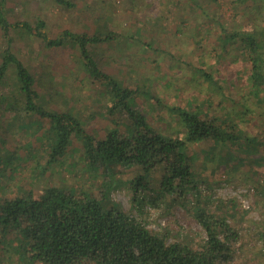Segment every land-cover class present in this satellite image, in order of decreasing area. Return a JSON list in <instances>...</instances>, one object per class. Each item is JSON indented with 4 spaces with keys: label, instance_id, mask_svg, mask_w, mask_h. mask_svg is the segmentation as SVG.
I'll return each mask as SVG.
<instances>
[{
    "label": "rangeland",
    "instance_id": "rangeland-1",
    "mask_svg": "<svg viewBox=\"0 0 264 264\" xmlns=\"http://www.w3.org/2000/svg\"><path fill=\"white\" fill-rule=\"evenodd\" d=\"M67 1L74 6L64 7L54 0H5L2 13L12 26L24 22L35 27L42 20L45 26L41 31L49 38L64 30L124 35L98 49V64L124 86L140 89L135 109L154 130L184 136L177 115L167 106L208 110L230 115L248 137L260 141V147L248 152L232 149L233 155L227 159L222 151L214 150V156L204 157L203 147L194 145L192 169L204 181L199 186L200 207L216 215L223 211L231 214L227 222L239 235L231 263L264 264V86L254 95L244 76L234 78L244 48L242 44H230L225 49L219 29L264 28V0ZM20 27H9L4 32L0 28V62L2 52L10 49L36 77V88L47 93L48 99L42 105L81 117L94 137H104L111 128L121 131L125 116L118 111L108 112L111 103L107 92L101 84L85 77L76 52L71 48H47L33 32ZM205 73L213 77L217 74L218 84L208 80ZM14 82V71L10 69L0 83V95L14 94ZM47 128V121L25 112L20 103L14 111L0 104V156L9 152L18 157L12 167L0 163V203L18 195V188L38 192L46 186H57L99 195L106 178L101 172L84 170L78 143H74L78 151L67 153L64 162L48 167L47 146L36 139ZM114 171L122 181L140 174L137 169L121 166ZM130 187L122 185L111 192V200L150 232L166 234L168 242L194 248L204 239L192 215L195 198L188 195L184 204L171 205L165 198L147 197ZM19 231L15 223L6 231L0 229V264H43L27 259ZM76 264L95 263L86 260Z\"/></svg>",
    "mask_w": 264,
    "mask_h": 264
},
{
    "label": "trees",
    "instance_id": "trees-1",
    "mask_svg": "<svg viewBox=\"0 0 264 264\" xmlns=\"http://www.w3.org/2000/svg\"><path fill=\"white\" fill-rule=\"evenodd\" d=\"M4 1L0 0L3 32L9 27L21 26L33 32L47 48L73 49L85 77L101 84L107 92L111 103L108 112H120L126 124L121 131L111 128L104 137H94L81 117L42 105L48 95L36 88V77L10 49L3 51L0 83L10 69L14 71L15 82L14 94L6 97L1 93L0 104L14 111L20 103L22 110L48 122V128L36 137L47 146L48 167L64 162L67 153L78 151L76 142L80 145L79 159L84 163V170L92 174L101 172L106 180L100 185L99 195L57 186H46L38 192L18 188V195L0 203V229L6 231L12 223L18 224L25 256L30 262L43 264H76L86 260L95 264H232L234 243L239 235L227 222L231 214L223 211L222 215H216L200 207L199 186L204 181L192 169V149L194 145L203 147L204 157L214 156L213 150L222 151L227 159L233 155L232 149L248 152L260 147V141L248 137L230 115L208 110L165 107L177 115L184 133L182 138L152 129L135 109L136 98L142 94L140 89L124 86L98 64V49L124 35L112 31L74 33L64 30L57 37L49 38L41 31L45 26L42 20L37 21L35 27L24 22L13 26L8 23L2 13ZM54 1L64 7L74 6L67 0ZM219 29L225 49L230 44H242L241 65L234 70L237 75L234 78L244 76L252 93L257 95L259 87L264 86V28L253 30L243 26L242 30L232 31L220 26ZM204 76L218 84L217 74L213 77L205 73ZM246 112L247 109L243 113ZM15 161L18 157L14 153L0 156L5 168L12 167ZM117 166L137 169L140 174L136 179L122 181L116 177ZM122 185H130L133 192L146 193L147 197L151 194L165 198L171 205L184 204L188 195L195 198L192 215L202 228L204 239L194 248L168 242L166 234L150 232L145 224L123 212L111 200V192Z\"/></svg>",
    "mask_w": 264,
    "mask_h": 264
}]
</instances>
